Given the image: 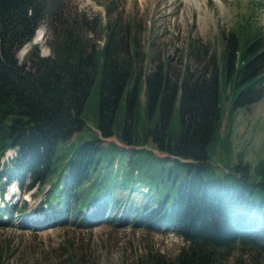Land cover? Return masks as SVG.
I'll use <instances>...</instances> for the list:
<instances>
[{
    "label": "trees",
    "instance_id": "1",
    "mask_svg": "<svg viewBox=\"0 0 264 264\" xmlns=\"http://www.w3.org/2000/svg\"><path fill=\"white\" fill-rule=\"evenodd\" d=\"M42 23L46 56L31 44ZM130 38L116 20L101 28L71 0H0V160L15 150L0 180L41 184L38 208L55 222L71 213L96 225L102 218L93 214L111 207L117 223L132 218L186 242L174 259L151 253L143 264H226L234 249L264 263V161L251 172L259 180L241 161L222 175L211 162L232 148L230 129L222 132L221 89L228 90L229 117L264 95V35L230 33L221 62L211 54L208 66L197 61L190 69L187 63L178 80L168 68L146 74L143 106L137 86L127 91L136 55L129 53ZM27 44L19 62L16 53ZM187 55L198 57L192 43ZM97 76L98 135L58 169L59 144L86 127L83 110ZM111 137L117 143H103ZM149 141L167 156L143 148ZM118 150L129 153L124 165ZM142 152L156 160L151 171L140 165ZM89 208L96 211L91 215Z\"/></svg>",
    "mask_w": 264,
    "mask_h": 264
},
{
    "label": "rangeland",
    "instance_id": "2",
    "mask_svg": "<svg viewBox=\"0 0 264 264\" xmlns=\"http://www.w3.org/2000/svg\"><path fill=\"white\" fill-rule=\"evenodd\" d=\"M71 4L88 18L96 19L101 28L116 20L121 32L134 36L130 38L129 53L135 52L136 55L127 91L137 86L141 106L145 102V76L158 67L168 68L170 78L178 80L187 63L190 69L196 68L197 61L208 66L207 56L211 54L221 62L230 33L258 30L264 35V0H71ZM39 31L42 41L34 43L32 40L31 44H36L40 53L46 56L50 53L46 46V24L42 23L34 34ZM190 43L198 54L197 58L187 55ZM24 47L27 52L28 44ZM18 52L16 58L22 62L24 58H19ZM98 82L99 76L83 110L85 129L58 146V169L79 144L98 135L95 128ZM227 93L228 90L223 92L221 89L222 132L230 129L232 148L226 157H221L219 152L213 156V171L215 175H222L241 161L251 173L258 161H264V95L254 104L236 109L229 117ZM178 107L177 99L174 117H178ZM110 142H116L115 137L103 140L104 144ZM119 146L132 149L122 143ZM143 148L153 150L156 157L167 156L151 141ZM117 154L122 157L121 165H124L129 153L125 150L122 155L118 150ZM108 155L106 153L105 158ZM14 156L15 150H8L0 160V169ZM155 161L154 157L142 152L140 165L151 171L149 167ZM254 174L251 173L253 179L259 180ZM43 188L41 184L28 188L27 180H0V191L3 189L0 264H143L151 253H160L165 259L172 260L186 246L180 236L164 227H146L136 224L132 218L117 223L115 208L111 207L95 214L96 210L88 209L87 213L102 218L96 225H89L88 221L71 213L66 221L55 222L51 212L38 208L44 196ZM239 263L264 264L262 260L254 263L249 256L234 249L226 264Z\"/></svg>",
    "mask_w": 264,
    "mask_h": 264
},
{
    "label": "bare ground",
    "instance_id": "3",
    "mask_svg": "<svg viewBox=\"0 0 264 264\" xmlns=\"http://www.w3.org/2000/svg\"><path fill=\"white\" fill-rule=\"evenodd\" d=\"M42 35L39 32L36 33L34 39H33V42L34 43H40L42 41ZM23 48V47H22ZM21 48V50L18 52V57L19 58H24L25 57V54H26V47H24L23 49Z\"/></svg>",
    "mask_w": 264,
    "mask_h": 264
},
{
    "label": "water",
    "instance_id": "4",
    "mask_svg": "<svg viewBox=\"0 0 264 264\" xmlns=\"http://www.w3.org/2000/svg\"><path fill=\"white\" fill-rule=\"evenodd\" d=\"M45 56V55H44Z\"/></svg>",
    "mask_w": 264,
    "mask_h": 264
}]
</instances>
